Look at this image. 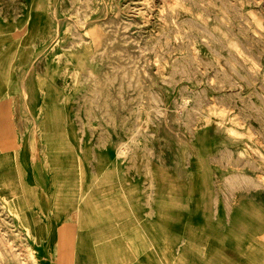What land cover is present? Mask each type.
Masks as SVG:
<instances>
[{"label":"rangeland","instance_id":"obj_1","mask_svg":"<svg viewBox=\"0 0 264 264\" xmlns=\"http://www.w3.org/2000/svg\"><path fill=\"white\" fill-rule=\"evenodd\" d=\"M0 79V264H39L18 151L44 214L118 203L161 264H264V0H0Z\"/></svg>","mask_w":264,"mask_h":264},{"label":"crops","instance_id":"obj_2","mask_svg":"<svg viewBox=\"0 0 264 264\" xmlns=\"http://www.w3.org/2000/svg\"><path fill=\"white\" fill-rule=\"evenodd\" d=\"M32 100L28 104L30 110L34 109ZM39 155L26 151L12 154L7 158L11 167L5 173L17 177L15 200L26 208L24 222L35 240L39 264H161L159 234L146 232L143 221L130 216L124 205L107 203L108 214L102 218L85 215L84 210L79 217L73 204L64 203L63 214L55 216L47 203L44 214L41 203H36L33 193H28L35 192L41 197L49 195V170L42 167V160L46 158ZM35 159L40 161L41 167H31ZM29 181L31 184L27 187ZM27 188L30 191L26 192ZM71 209L76 212L72 216L69 215ZM176 254L174 244V261Z\"/></svg>","mask_w":264,"mask_h":264}]
</instances>
